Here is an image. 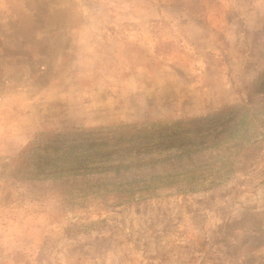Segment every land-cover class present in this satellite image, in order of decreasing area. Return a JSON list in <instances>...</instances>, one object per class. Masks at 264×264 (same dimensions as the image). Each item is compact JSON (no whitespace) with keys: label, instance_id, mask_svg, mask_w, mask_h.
<instances>
[{"label":"rangeland","instance_id":"374dc122","mask_svg":"<svg viewBox=\"0 0 264 264\" xmlns=\"http://www.w3.org/2000/svg\"><path fill=\"white\" fill-rule=\"evenodd\" d=\"M176 126L61 176L11 162ZM0 264H264V0H0Z\"/></svg>","mask_w":264,"mask_h":264},{"label":"trees","instance_id":"16d2710c","mask_svg":"<svg viewBox=\"0 0 264 264\" xmlns=\"http://www.w3.org/2000/svg\"><path fill=\"white\" fill-rule=\"evenodd\" d=\"M182 128L181 126H176L172 128H166L164 130H157L154 132L148 131H134L132 128L127 130H117L118 132H113L110 134H99L103 137H87L88 144L81 145V151L77 154H73V151L64 149L65 147L62 144L66 141L65 139L59 136H50L46 134L47 140L43 141L39 145H33L32 142H29L24 149L14 158L11 162L14 164L15 176L20 175L22 180H31L33 178L40 180L44 178H49L52 176H61L67 172H77L78 166H83L90 164L92 162H98L100 159L108 161L107 156L112 151L120 153L121 156H125V150L128 145H131L135 142L137 145H141L144 139L139 138V135H147L148 139H153L154 142H158L157 136H163L162 134L167 132L169 133L172 129ZM43 136V135H39ZM38 136V137H39ZM49 136V137H48ZM159 138V137H158ZM82 140V139H81ZM76 140L69 139L66 143L70 144ZM163 144L157 143V145L150 146L147 143L146 149H159ZM70 146V145H69ZM72 147V146H71ZM170 146H166L167 148ZM106 153L102 157L100 154ZM90 154H93L94 158L98 157V160H94ZM103 158V159H102ZM14 174V173H13Z\"/></svg>","mask_w":264,"mask_h":264}]
</instances>
